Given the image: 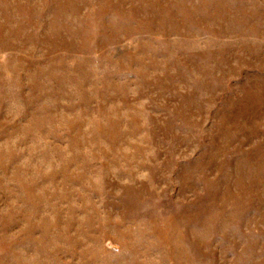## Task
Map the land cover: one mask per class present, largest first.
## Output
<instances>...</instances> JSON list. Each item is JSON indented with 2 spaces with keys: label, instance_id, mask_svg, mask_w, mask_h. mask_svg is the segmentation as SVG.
<instances>
[{
  "label": "rangeland",
  "instance_id": "obj_1",
  "mask_svg": "<svg viewBox=\"0 0 264 264\" xmlns=\"http://www.w3.org/2000/svg\"><path fill=\"white\" fill-rule=\"evenodd\" d=\"M0 264H264V0H0Z\"/></svg>",
  "mask_w": 264,
  "mask_h": 264
}]
</instances>
